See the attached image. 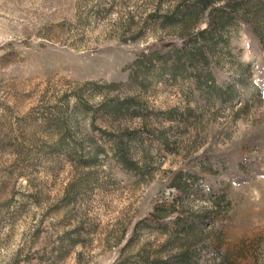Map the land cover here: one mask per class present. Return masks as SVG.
I'll return each instance as SVG.
<instances>
[{
  "label": "rangeland",
  "instance_id": "obj_1",
  "mask_svg": "<svg viewBox=\"0 0 264 264\" xmlns=\"http://www.w3.org/2000/svg\"><path fill=\"white\" fill-rule=\"evenodd\" d=\"M0 264H264V0H0Z\"/></svg>",
  "mask_w": 264,
  "mask_h": 264
},
{
  "label": "trees",
  "instance_id": "obj_2",
  "mask_svg": "<svg viewBox=\"0 0 264 264\" xmlns=\"http://www.w3.org/2000/svg\"><path fill=\"white\" fill-rule=\"evenodd\" d=\"M119 106V105H118Z\"/></svg>",
  "mask_w": 264,
  "mask_h": 264
}]
</instances>
